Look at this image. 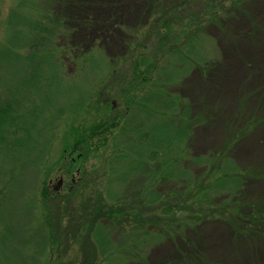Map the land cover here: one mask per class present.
<instances>
[{
	"label": "rangeland",
	"instance_id": "374dc122",
	"mask_svg": "<svg viewBox=\"0 0 264 264\" xmlns=\"http://www.w3.org/2000/svg\"><path fill=\"white\" fill-rule=\"evenodd\" d=\"M35 1L0 0V42L11 47L20 40L13 25L31 20V12L37 19L43 14L47 4L38 0L44 8L34 10ZM184 1L188 0H52L47 17L40 21L59 25L56 45L65 70L60 66L48 72L58 74L44 91L46 105L37 111L42 130L36 135L42 140V152L22 147L30 157L19 158L7 178L0 172V264H33L44 231L38 216L49 217L57 238L43 264H264V237L249 241L235 236L228 220L220 217L192 220L179 235L158 239L150 235L139 250L125 243L118 252L112 251L113 234L96 228L107 222L121 226L128 218L114 211L129 205L111 198L123 187L121 176L127 166L115 162L129 154L125 141H133L131 146L143 137L142 151H146L161 137L166 122L179 126L187 111L190 154L218 153L229 144L237 164L258 177L244 184V202L264 210V0H248L238 10L231 9L220 27L208 24L207 14L193 16L192 31L183 26L189 22L188 12L197 13L199 5L190 0L192 6L183 11L172 6ZM21 3L25 9L19 7ZM205 13L211 14L209 9ZM174 14L183 18L166 31L161 25ZM195 36H199L193 41L199 46L198 61L205 60L191 69L196 61L192 55L178 58L171 53ZM151 60L156 63L154 70ZM31 75L26 62L15 59L2 65L0 61V94L30 105L33 94L25 84ZM85 98L73 125L86 135L99 123H106L103 127L109 130L98 133L86 158L69 174L56 167L43 185L44 177L39 176L35 190L31 179L39 174H34L36 165L42 161L52 167L57 162L74 120V106ZM121 127H126L125 132ZM78 152L73 157H79ZM60 179L64 184L54 191ZM42 186L50 197L44 210ZM206 202L199 201L196 207L204 209ZM212 203L213 207L223 204L219 197ZM148 228L154 230L149 224Z\"/></svg>",
	"mask_w": 264,
	"mask_h": 264
},
{
	"label": "trees",
	"instance_id": "16d2710c",
	"mask_svg": "<svg viewBox=\"0 0 264 264\" xmlns=\"http://www.w3.org/2000/svg\"><path fill=\"white\" fill-rule=\"evenodd\" d=\"M44 1L47 4L45 5L47 9H43V14L38 19L31 12V20H22L21 23L13 25L14 30L19 34L18 39L20 40L18 42L13 43L11 47L0 42V61L2 65L15 62V59L18 62L29 64L32 75L27 79L25 85L31 89L33 94L32 98L27 102L30 105L22 103L20 99L8 98L4 92L0 94V172L5 178H7L9 172L13 171L14 164L19 158L22 156L30 157L24 152L22 147H27L30 150L35 148L37 153L42 152V149H40L42 140H39L36 135L42 130L41 124H39L42 122L38 118V114L41 113L38 112H40L39 108L43 103L46 105L43 102V98L46 95H44V91L53 83L52 76H57L56 74H58L56 72L50 76L48 72L53 73L56 69L61 68L60 66L64 69L63 63L59 61L60 51L56 45L58 33L60 32L58 29L59 25L52 22L45 25L40 21L43 16L47 17L45 12L52 6V0ZM191 1L199 5V11L193 14L188 12L186 16L185 20L189 22L183 28L188 26L190 31L193 29V16L197 17V15H202L201 13L207 14L208 24L220 27L225 22L224 20L228 17L227 13L231 9L238 10L248 0ZM42 4L36 0L32 6L35 10L37 9L36 7L40 8ZM191 4L190 0H188L187 2L175 3L172 6L176 10L183 11V8L187 5L192 6ZM19 7L25 9L22 3L19 4ZM208 9L211 14L205 13ZM177 15L174 14L171 18L164 20L161 25L162 28L166 29V31H171L178 26L183 17ZM55 21L57 22L56 18ZM182 35V32L178 34L176 36L177 39H180ZM199 36H195L196 39L194 37L193 39L187 38L181 49L178 47L176 51L171 53L173 57L178 58H182L183 54H187L188 58L192 55L196 61L191 62V69L205 60L198 61L200 58V56L198 57L199 46L193 42L198 40L197 37ZM22 51H27V53L22 54ZM142 62L144 63L145 61H141L139 64H142ZM150 65V69L154 70L155 61L151 60ZM41 69H44L43 75L40 73ZM137 69L138 67L135 68L136 71ZM87 99H80L81 102L79 103L78 101L74 106L76 108L73 109L74 120L71 121L72 126L69 127L68 134H66L67 132L65 133L66 138L63 140V148L57 162L52 167L49 166L50 163L43 164L42 161L36 165L37 171H34V174H39L31 179L32 183L35 184V190L38 191L39 176L44 177V180L40 181V184L43 185L46 177H49L56 167L69 174L76 165H80L82 160L86 158L89 148H91L89 143L97 138L98 133L109 130V127H103L106 123H99L97 126L90 127L89 135H86L87 131L80 132L73 125L85 107ZM131 100L132 98L128 99V103ZM35 112L36 114H34ZM188 113L187 111L184 114L179 126H172L166 122L161 128V137L152 141L146 151H142L143 142H145L143 137L139 136L138 142L131 146L130 143H133V141H125V144L129 146L124 144V147H126V152L129 154L117 157V162H115L118 165L122 162L121 166H127L121 176L123 187L111 198L116 203L125 202L129 205L125 210L118 208L119 210L114 211L128 218L123 224L120 222L119 225L121 226H117L113 222H107L104 225L98 223L96 225V228H104L107 232L113 234V252L122 251V248H125V243L139 250L138 246L150 235L157 236L155 239L168 235L174 236L178 234L182 227H188L190 223L200 219L203 220L204 218L216 219L220 217L227 219L233 228L235 236L243 235L249 241L259 240L264 237L262 233L264 228V210L254 203L244 202L245 199L242 197L244 184L258 178L256 177L257 174L252 170L242 169L237 164L229 150V144L222 147L218 153L192 156L188 149V139L191 135ZM25 120L27 121L25 122ZM120 129H122L121 132H125L126 127H121ZM103 137L104 135L100 139H103ZM67 140L71 141L68 142ZM118 147L120 149L123 148L121 144ZM79 150L81 152H78ZM77 152L79 157H73L74 153ZM69 153L72 154L70 157ZM29 183L31 182L29 181ZM45 187L42 186L41 194L44 192ZM47 195L44 193L42 195L44 199L41 208L43 210L46 205L45 200L50 199ZM216 197L221 198L223 204L213 207L215 205L212 200ZM192 201L195 203L189 205ZM199 201H207V206H203L204 209L202 206L196 207V203ZM152 207L153 211L149 212ZM142 208H145V211ZM35 209L37 212L38 206L36 202ZM38 217L41 219L40 222L44 231L42 234V248L34 252L33 264H43L41 260L50 252L53 243L57 242L48 220L49 217ZM132 219H137V221ZM192 220L195 221L192 222ZM148 224L152 228L154 227V230L148 228ZM169 224L170 228L173 229L172 232L166 229ZM156 227L157 229L155 230ZM127 228H131L128 234H126ZM173 232L175 233L173 234ZM119 237L122 241H118ZM123 238H125L124 241ZM23 243L28 244L29 242ZM102 253L105 256L104 252Z\"/></svg>",
	"mask_w": 264,
	"mask_h": 264
},
{
	"label": "water",
	"instance_id": "95a60500",
	"mask_svg": "<svg viewBox=\"0 0 264 264\" xmlns=\"http://www.w3.org/2000/svg\"><path fill=\"white\" fill-rule=\"evenodd\" d=\"M62 183H63V180L60 179V180L58 181V183L53 187L54 190H55V191H59V189L61 188Z\"/></svg>",
	"mask_w": 264,
	"mask_h": 264
},
{
	"label": "flooded vegetation",
	"instance_id": "af4514ba",
	"mask_svg": "<svg viewBox=\"0 0 264 264\" xmlns=\"http://www.w3.org/2000/svg\"><path fill=\"white\" fill-rule=\"evenodd\" d=\"M63 184H64V181H63ZM54 186H55V185H53V187H54ZM53 187H52V188H53Z\"/></svg>",
	"mask_w": 264,
	"mask_h": 264
}]
</instances>
